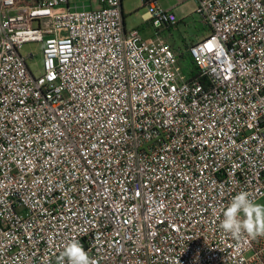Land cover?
Instances as JSON below:
<instances>
[{"label": "built area", "instance_id": "2783aa9c", "mask_svg": "<svg viewBox=\"0 0 264 264\" xmlns=\"http://www.w3.org/2000/svg\"><path fill=\"white\" fill-rule=\"evenodd\" d=\"M197 2L191 78L158 1L145 39L123 0H0V264L73 238L97 264H264V237L219 227L239 192L264 199V0Z\"/></svg>", "mask_w": 264, "mask_h": 264}, {"label": "rangeland", "instance_id": "374dc122", "mask_svg": "<svg viewBox=\"0 0 264 264\" xmlns=\"http://www.w3.org/2000/svg\"><path fill=\"white\" fill-rule=\"evenodd\" d=\"M71 2L72 6L77 7L79 10L99 8L98 0H71ZM158 2L163 8L172 10L177 18V24L171 29L163 28L158 31V35L166 42L184 49L186 45L202 41L210 34L209 27L203 23L197 13V0H158ZM123 11L128 30H140L145 39L154 37L157 30L153 27L152 22L145 19L149 8L145 7L144 0H123ZM22 53L24 55L30 53L36 55L35 59L29 61V63L32 71L38 75L43 69L42 45L39 43L26 44ZM176 54L181 69L186 72L189 69V64L181 59L186 53L180 54L177 51ZM257 203L264 205V199L259 200Z\"/></svg>", "mask_w": 264, "mask_h": 264}, {"label": "clouds", "instance_id": "9594fccd", "mask_svg": "<svg viewBox=\"0 0 264 264\" xmlns=\"http://www.w3.org/2000/svg\"><path fill=\"white\" fill-rule=\"evenodd\" d=\"M223 219L220 229L235 239L243 234L256 239L264 237V205L254 202L249 193L241 191L236 194L222 211ZM97 264L90 258L83 244L73 238L60 253L57 264Z\"/></svg>", "mask_w": 264, "mask_h": 264}, {"label": "trees", "instance_id": "16d2710c", "mask_svg": "<svg viewBox=\"0 0 264 264\" xmlns=\"http://www.w3.org/2000/svg\"><path fill=\"white\" fill-rule=\"evenodd\" d=\"M155 1H158V0H144L145 2V6L151 2H155ZM172 27L168 28V29H171ZM181 59L186 63L189 64V69L186 71L187 74L189 75V77L191 78H195L199 75V69L195 63V61L191 58V56L186 53L185 56H182Z\"/></svg>", "mask_w": 264, "mask_h": 264}, {"label": "crops", "instance_id": "0c3cea01", "mask_svg": "<svg viewBox=\"0 0 264 264\" xmlns=\"http://www.w3.org/2000/svg\"><path fill=\"white\" fill-rule=\"evenodd\" d=\"M148 17H147V15H146V18L145 19H147ZM197 42H199V41H197ZM197 42H192L191 44H193V43H197ZM168 43V42H167ZM170 44V43H169ZM172 47H173V49L175 50V52H179L180 54H182V53H188V47H189V45H186L185 47H184V49H182L181 47H177V46H174V45H172V44H170ZM185 48H187L186 50H185ZM178 56V55H177Z\"/></svg>", "mask_w": 264, "mask_h": 264}]
</instances>
